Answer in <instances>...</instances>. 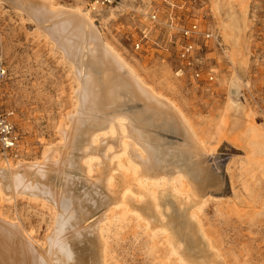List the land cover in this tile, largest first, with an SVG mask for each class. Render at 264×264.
<instances>
[{
  "label": "bare ground",
  "instance_id": "obj_1",
  "mask_svg": "<svg viewBox=\"0 0 264 264\" xmlns=\"http://www.w3.org/2000/svg\"><path fill=\"white\" fill-rule=\"evenodd\" d=\"M74 1L0 0L58 53L75 84L73 111L56 124L57 141L45 144L37 158L0 162V206L24 200L53 214L38 242L0 212V264H111L106 229L127 217L152 247L161 244L164 264H224L208 233L200 234L209 201L204 189L214 181L206 160L214 148L174 100L103 38L94 10ZM213 7L234 49L248 0H213ZM227 107L236 109L232 102ZM229 134L218 131V142L243 147L249 156L264 143L247 116L243 128ZM168 135L177 140L167 142ZM260 168L264 173V162ZM77 182L88 187L82 200L73 193ZM96 206L103 210L88 223Z\"/></svg>",
  "mask_w": 264,
  "mask_h": 264
},
{
  "label": "rangeland",
  "instance_id": "obj_2",
  "mask_svg": "<svg viewBox=\"0 0 264 264\" xmlns=\"http://www.w3.org/2000/svg\"><path fill=\"white\" fill-rule=\"evenodd\" d=\"M56 1L64 6L75 5L74 0ZM148 1L119 0L99 9V13L93 11V16L103 38L125 59L133 61L149 83L174 100L209 148H214L206 160L214 181L204 189L209 201L200 215V234L208 233L224 264H264V173L260 168L264 143L249 156L243 147H234L227 140L219 143L217 138L223 129L230 133L229 139L235 136L243 128L245 116L264 137V5L248 0L246 19L233 49L223 36L221 15L214 9L213 0H209L205 22L218 31L225 49L222 54L211 47L207 53L203 68L213 72V81L208 83L175 77V64L163 51L134 52L132 41L146 23ZM83 5L91 8L86 0ZM21 19L10 7L0 5V63L5 69L0 105L12 113L11 120L23 134L29 152L24 157L33 159L39 157L45 144L57 141L56 124L73 111L71 93L75 84L58 53H51L32 24ZM230 102L236 109L227 107ZM223 118L229 121L227 125H223ZM165 138L169 143L177 140L171 135ZM3 160L0 155V162ZM77 178L83 181L80 176ZM86 191L88 187L77 182L73 193L82 200ZM102 210L98 206L90 209L93 214L88 223L94 222ZM0 212L32 232L38 242L43 241L53 221L48 208L24 200L3 204ZM105 237L111 264L167 261L161 244L152 247L132 217L112 220Z\"/></svg>",
  "mask_w": 264,
  "mask_h": 264
},
{
  "label": "built area",
  "instance_id": "obj_3",
  "mask_svg": "<svg viewBox=\"0 0 264 264\" xmlns=\"http://www.w3.org/2000/svg\"><path fill=\"white\" fill-rule=\"evenodd\" d=\"M86 1L95 11L113 6L119 0ZM257 1L264 5V0ZM146 6V23L132 41L134 52L163 51L175 64V77L212 82L213 72L203 68L206 55L211 47L222 54L223 49L218 31L205 22L209 0H149ZM4 76L5 69L0 63V87ZM11 116L0 105V155L15 160L26 155L28 149Z\"/></svg>",
  "mask_w": 264,
  "mask_h": 264
}]
</instances>
